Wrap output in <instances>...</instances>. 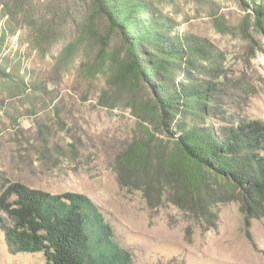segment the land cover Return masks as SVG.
Returning <instances> with one entry per match:
<instances>
[{
    "label": "rangeland",
    "instance_id": "374dc122",
    "mask_svg": "<svg viewBox=\"0 0 264 264\" xmlns=\"http://www.w3.org/2000/svg\"><path fill=\"white\" fill-rule=\"evenodd\" d=\"M137 1L181 35L213 46L211 65L221 68L231 121H264V35L246 5ZM92 14L90 0H0V26L8 32L0 49V196L14 183L85 196L98 256L123 249L135 264H264V211L247 220L242 203L220 183L213 181L207 216L175 203L166 183L150 197L121 184L118 157L146 137L145 129L155 132L158 153L167 156L173 142L165 129L141 125L133 105L149 101L147 87L129 94L117 80L122 38ZM44 263L42 254L12 255L0 231V264Z\"/></svg>",
    "mask_w": 264,
    "mask_h": 264
},
{
    "label": "trees",
    "instance_id": "16d2710c",
    "mask_svg": "<svg viewBox=\"0 0 264 264\" xmlns=\"http://www.w3.org/2000/svg\"><path fill=\"white\" fill-rule=\"evenodd\" d=\"M240 1L253 12L264 35V0ZM90 4L93 17L107 20L122 38L117 80L129 94L143 84L147 87L148 102L141 106L133 100L141 125L165 129L173 142L167 156L158 153L155 132L145 129L146 137L135 140L118 157L121 184L149 196L166 183L175 203L191 214L207 216L214 205V181L236 195L247 220L259 216L264 211V121H231L222 101L221 68L211 65L213 46L199 37L181 35L172 21L137 0H90ZM145 13L151 15L142 22ZM6 36L7 30L0 26V49ZM101 45L103 59L108 37ZM179 76L183 80L178 82ZM90 209L83 195H52L14 183L0 196V231L12 255L42 254L44 264H135L123 249L94 253Z\"/></svg>",
    "mask_w": 264,
    "mask_h": 264
}]
</instances>
